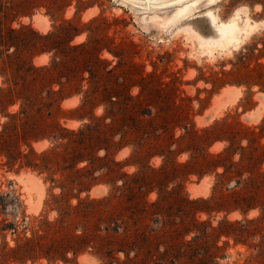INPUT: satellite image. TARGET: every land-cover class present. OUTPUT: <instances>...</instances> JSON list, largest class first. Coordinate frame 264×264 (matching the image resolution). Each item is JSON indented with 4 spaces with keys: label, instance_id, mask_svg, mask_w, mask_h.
Wrapping results in <instances>:
<instances>
[{
    "label": "rangeland",
    "instance_id": "374dc122",
    "mask_svg": "<svg viewBox=\"0 0 264 264\" xmlns=\"http://www.w3.org/2000/svg\"><path fill=\"white\" fill-rule=\"evenodd\" d=\"M187 1L172 20L152 0H0V135L17 116L15 137H0V264H264V0ZM208 11L254 27L238 44L205 45L185 25ZM65 24L28 53L10 35ZM59 53L81 88L17 89L16 61L48 66ZM94 84L134 102L143 140L161 149L139 160L131 142L106 152L105 130L90 150L71 137L105 116L106 93L73 112ZM112 161L119 175L159 172L124 184L99 169Z\"/></svg>",
    "mask_w": 264,
    "mask_h": 264
},
{
    "label": "trees",
    "instance_id": "16d2710c",
    "mask_svg": "<svg viewBox=\"0 0 264 264\" xmlns=\"http://www.w3.org/2000/svg\"><path fill=\"white\" fill-rule=\"evenodd\" d=\"M70 24L62 25L56 33H50L44 37H40L36 35L34 32H31L28 28H21L18 31H10V35L12 34L14 36V39L18 42V49L19 52L28 53L35 49L39 43L38 42H44L39 45V47L43 48L46 45H49L52 40L62 36L64 33H66L67 30H69ZM30 33L33 37L32 40L27 41L28 39L23 37L24 34ZM65 35V34H64ZM0 39L4 40V37L0 35ZM83 48L82 45L76 46L74 49H81ZM45 49V48H44ZM43 51V50H42ZM52 51V49L50 50ZM103 64L102 61L96 60L94 62V65L101 66ZM2 65L5 70H8L10 68V57L5 56V59L2 61ZM15 68V74H16V84L15 86L19 90H26L30 89L39 85V89H47V95H50L53 93L51 91L52 87L54 85H58L60 87L59 93L62 94V92L69 90L71 87H82V84L86 81L82 78V76L78 75L77 77H69L67 76V67H66V58L61 53L55 54L51 62L48 66H41V67H35L32 64L26 63L23 60L16 61V64L14 65ZM88 71L89 77H90V85L92 83V79L95 77V74L92 68ZM109 74L111 71L108 72ZM77 75V73L75 74ZM47 81V82H46ZM46 84L44 85V83ZM2 93L3 90H0ZM106 93V98L104 100H101L99 103H102L106 105L105 108V116L102 119H96V122L94 124H91L86 127V133L82 131H78L77 133L70 131L67 132L71 137L73 136H80L81 138L87 139V148L86 150H90L92 148L93 143L99 139L98 137L101 136L100 132H107L110 134V138H108V148H104L106 152L109 151L111 147L117 146L118 144H121L122 142H131L126 145H132L133 146V157L136 159H143V154L148 149L149 151L153 149H161L160 142L155 143H147L145 140H143V137H147L150 132L144 125V120L138 119L136 117L131 116V112L134 109V102H122L121 101V95H119L118 92H115L116 94L108 93L106 90H103L100 92V87L98 84H94L93 87H91V90L86 91L84 93L83 102L81 106L77 109H75L73 112H79V111H85L89 104L91 102H94L95 100H98L100 97L104 96ZM39 96V95H38ZM128 97V96H127ZM129 98V97H128ZM23 99V106L27 107V109H30L34 106L32 102L27 98ZM130 104V105H129ZM17 119L16 115H13L11 117V122L6 124L4 127V131L1 133L0 137L11 139L12 137H15V130L14 128V120ZM109 121L108 124L105 123V121ZM66 132V131H64ZM95 136V138H93ZM117 136L119 138V143H115L113 141V138ZM56 137V136H55ZM59 141L67 140L68 143L72 144L71 139H68L63 136H58L55 138ZM156 139V138H154ZM184 137L181 139L183 140ZM82 150V149H81ZM74 152H78L81 154L80 150ZM53 151H48L46 154H52ZM99 161V159H97ZM110 168L101 167L99 169L106 170L105 175L109 177L110 179L114 181H122L124 180V184H131L136 182H141L146 178L147 171L150 172H159L156 170H152L150 168H147V166H142V171L139 174H133V175H127V174H121L118 173V168L120 166L119 163L111 162ZM95 169V168H94ZM145 169V171L143 170ZM162 170V169H161ZM99 171V170H97ZM96 170H87L88 174L87 176H91L93 172H97Z\"/></svg>",
    "mask_w": 264,
    "mask_h": 264
},
{
    "label": "bare ground",
    "instance_id": "6f19581e",
    "mask_svg": "<svg viewBox=\"0 0 264 264\" xmlns=\"http://www.w3.org/2000/svg\"><path fill=\"white\" fill-rule=\"evenodd\" d=\"M146 1L148 2L151 0H146ZM152 1L155 3V5L156 4L159 5L161 9H165V11L166 9L168 10L173 8V10L170 11L172 12V17H171L172 20L179 19L181 16L185 15V13H187V11H189L192 6H194V3L189 4L187 0H152ZM211 2H213V0H208L209 4ZM166 13H169V11H166ZM202 18L204 19L191 20L190 22L186 23L185 27L188 30H190L201 43L209 46L215 45V47L216 46L228 47L229 45L232 44H238L239 36L241 34L246 36L249 35L254 27L248 24L247 23L248 21L245 23L243 27H240L237 22V17L233 18L232 20L226 23L218 21L217 16L214 15L211 11L205 13V15L202 16ZM19 180L20 179H18V181Z\"/></svg>",
    "mask_w": 264,
    "mask_h": 264
}]
</instances>
